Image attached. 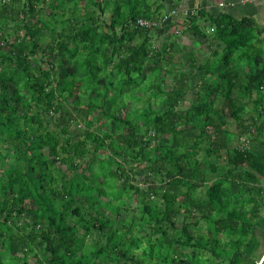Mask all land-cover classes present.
<instances>
[{
  "label": "trees",
  "instance_id": "trees-1",
  "mask_svg": "<svg viewBox=\"0 0 264 264\" xmlns=\"http://www.w3.org/2000/svg\"><path fill=\"white\" fill-rule=\"evenodd\" d=\"M168 3L0 0V264L256 263L264 157L223 129L264 83L252 20L136 26ZM132 203L141 238L118 224Z\"/></svg>",
  "mask_w": 264,
  "mask_h": 264
},
{
  "label": "crops",
  "instance_id": "crops-1",
  "mask_svg": "<svg viewBox=\"0 0 264 264\" xmlns=\"http://www.w3.org/2000/svg\"><path fill=\"white\" fill-rule=\"evenodd\" d=\"M168 1V0H167ZM172 4L168 3L165 11L160 16L162 24L170 21H178V26L182 24V20L186 18V14L196 9H201L213 17H216L221 12H226L233 19L248 18L252 20V27L254 29V44L260 50L264 59V4L260 0H253L242 2L241 0H172ZM203 24V23H202ZM204 25V24H203ZM207 26V25H206ZM174 27V26H173ZM175 28V27H174ZM184 27H182L183 29ZM207 34H211V29L208 26L205 28ZM167 34V33H166ZM166 36V35H165ZM209 39H201L193 34L187 33L180 38V44L184 46L185 50L193 49L200 58V61L207 56L212 47L209 46ZM239 68H243L242 63H239ZM217 72V69L214 70ZM196 75V74H195ZM215 77L210 75L205 81H211ZM196 79L194 80V82ZM204 81V82H205ZM203 85L199 86V90H203ZM194 96V93L189 94ZM242 97V105L239 106L241 113L235 116L232 108L226 104L225 113L228 115L226 124L224 125L227 143L230 147H238L246 149V151L253 156L252 158L264 157V83L259 91H252L251 94L244 90L236 91L231 95V98ZM189 102H183L181 108L186 109ZM232 116V117H230ZM234 116V118H233ZM242 126V127H241ZM247 128V132L243 129ZM247 140L248 145L243 146V142ZM260 178V186L264 189V176ZM260 205V221L257 230L258 242L260 239L264 242V199L259 202ZM264 257V256H263Z\"/></svg>",
  "mask_w": 264,
  "mask_h": 264
},
{
  "label": "rangeland",
  "instance_id": "rangeland-1",
  "mask_svg": "<svg viewBox=\"0 0 264 264\" xmlns=\"http://www.w3.org/2000/svg\"><path fill=\"white\" fill-rule=\"evenodd\" d=\"M73 131L76 132V130H73ZM141 214H142L141 206H139L138 204L132 203L131 205H129L127 209H121L119 211L118 224L126 228L131 227L136 237H140V238L144 237L148 234V227L141 225L142 223L139 219ZM262 216L264 217V213ZM132 223H133V226H132ZM180 224L181 222L178 221V225ZM91 240L92 241L97 240V235L91 236L87 240V243L91 244L92 243ZM263 256H264V242L262 241V239H260L253 251V257L256 259L255 264L261 263V261L264 258ZM222 264H229V263L224 262Z\"/></svg>",
  "mask_w": 264,
  "mask_h": 264
},
{
  "label": "built area",
  "instance_id": "built-area-1",
  "mask_svg": "<svg viewBox=\"0 0 264 264\" xmlns=\"http://www.w3.org/2000/svg\"><path fill=\"white\" fill-rule=\"evenodd\" d=\"M242 2H248V1H253V0H241ZM263 4H264V0H260ZM185 16H188V13L185 15ZM165 17L163 19L160 18V20H156V19H147V18H140L138 19L135 24L136 26L138 27H145V28H152L151 30H153L154 28H156L160 23H162V20H164ZM184 22V19L182 20ZM182 22L181 26L184 27V23ZM182 27H180V25L177 27V29L181 30ZM243 146L244 145H248V141L245 140L243 142ZM260 264V263H259Z\"/></svg>",
  "mask_w": 264,
  "mask_h": 264
}]
</instances>
